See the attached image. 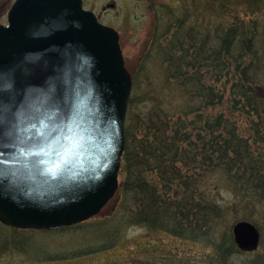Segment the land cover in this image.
<instances>
[{
    "label": "water",
    "instance_id": "1",
    "mask_svg": "<svg viewBox=\"0 0 264 264\" xmlns=\"http://www.w3.org/2000/svg\"><path fill=\"white\" fill-rule=\"evenodd\" d=\"M132 86L119 32L83 0L14 1L0 23V222L54 230L106 206L120 185ZM57 150H71L72 163ZM233 235L244 251L259 247L249 220Z\"/></svg>",
    "mask_w": 264,
    "mask_h": 264
},
{
    "label": "trees",
    "instance_id": "2",
    "mask_svg": "<svg viewBox=\"0 0 264 264\" xmlns=\"http://www.w3.org/2000/svg\"><path fill=\"white\" fill-rule=\"evenodd\" d=\"M183 14L173 15L152 41L148 57L159 60L163 75L139 93L133 79L118 210L100 221L55 231L95 226L107 239L114 238L113 246L125 227L143 225L212 246L228 263L249 252L239 249L232 237L219 234L228 204L219 201V186L209 180L222 176L236 200L264 205V94L248 69L237 64L241 75L233 79V105L248 119L250 134L240 130L233 113L214 112L225 95L202 70L213 38L208 26L200 30L188 24L187 11ZM238 35L230 28L217 36L209 56L216 54L222 69L228 66L227 56L244 52ZM1 227L6 230L0 229V241L8 245L11 236L4 232L10 227ZM11 229L22 236L46 232ZM241 260L240 264H264V254L250 262Z\"/></svg>",
    "mask_w": 264,
    "mask_h": 264
},
{
    "label": "rangeland",
    "instance_id": "3",
    "mask_svg": "<svg viewBox=\"0 0 264 264\" xmlns=\"http://www.w3.org/2000/svg\"><path fill=\"white\" fill-rule=\"evenodd\" d=\"M14 1L0 0V23L7 22L8 10ZM84 5L94 11L102 23L119 32L125 64L136 80L138 93L163 75L159 60L148 54L156 31H163L173 15L183 17L187 11L188 24L200 30L208 26L213 38L210 52L214 51L217 36L223 31L233 28L239 32V49L243 46L244 52L237 51L236 57L227 56L228 66L223 69L218 65L217 55L209 56V52L202 70L225 95L224 102L216 106L214 112L233 113L240 130L250 134L248 119L233 105L232 83L241 75L236 70L237 64H241V70L248 69L249 76L256 79L264 94V0H84ZM209 183L219 186L218 199L228 204L226 214L219 222V234L234 239V224L249 220L261 232L257 250L226 263L212 246L165 231L150 230L143 225L125 227L121 240L113 246L110 245L114 238L110 235L107 239L95 226L29 236L8 228L4 233L11 238L8 245L5 240L0 241V264H240L243 258L250 262L255 255L264 254V205L251 206L236 200L222 176L212 177ZM120 201L118 189L107 205L88 221L97 222L111 216L118 210Z\"/></svg>",
    "mask_w": 264,
    "mask_h": 264
},
{
    "label": "snow or ice",
    "instance_id": "4",
    "mask_svg": "<svg viewBox=\"0 0 264 264\" xmlns=\"http://www.w3.org/2000/svg\"><path fill=\"white\" fill-rule=\"evenodd\" d=\"M46 128H47V125L44 126V129H46ZM44 129H42L41 132H40L41 137H47V136H49V135H51V134H53V133H55L57 131V129H55V128L51 129L50 131H45ZM68 131H69V133L74 135V132H73V130L71 128H69ZM72 135L67 136L65 138L68 139V140H71L72 139ZM54 145L58 149L64 148V145L60 143V139L59 138H57L54 141ZM49 148H50V151H51L52 145H50ZM39 152H43V153H45V155L49 154V152H45V149L43 147H41L39 149ZM34 154H39V153H34ZM71 154H72L71 150L65 151L63 153L61 151H59V150L56 151V155L61 157V162L63 164H65V165H69V164L72 163V160L70 158ZM59 168H60V164H57L55 167L48 169V171L51 172L53 176H55L56 172H57V169H59Z\"/></svg>",
    "mask_w": 264,
    "mask_h": 264
}]
</instances>
